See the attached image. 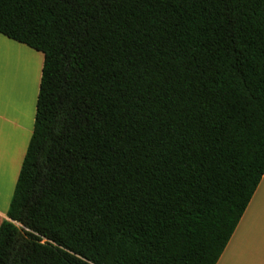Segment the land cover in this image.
Returning a JSON list of instances; mask_svg holds the SVG:
<instances>
[{"label": "trees", "instance_id": "trees-1", "mask_svg": "<svg viewBox=\"0 0 264 264\" xmlns=\"http://www.w3.org/2000/svg\"><path fill=\"white\" fill-rule=\"evenodd\" d=\"M43 55L0 264H216L264 175V0H0Z\"/></svg>", "mask_w": 264, "mask_h": 264}, {"label": "crops", "instance_id": "crops-1", "mask_svg": "<svg viewBox=\"0 0 264 264\" xmlns=\"http://www.w3.org/2000/svg\"><path fill=\"white\" fill-rule=\"evenodd\" d=\"M23 46L0 35V225L7 220L6 214L33 133L35 120L37 86L36 90L30 93L31 105V98L29 100L28 97L30 85L28 92L16 93L15 79L13 77L8 79L9 67L3 64L4 48L18 53L23 52L25 55L29 54L27 50L32 49L28 47L24 49L26 46ZM40 60L41 70L43 58ZM30 63L33 66V63H39V60L30 59ZM35 67L36 65L33 66L36 74ZM40 78L41 72L39 71L38 90ZM9 80H13V86H10L11 93L5 90V85ZM22 80H24L23 76L20 78V84L21 86L25 84L23 87L27 89L25 80L23 85ZM22 93L23 99H20ZM20 100H23L24 107L22 105L20 107ZM216 264H264V175Z\"/></svg>", "mask_w": 264, "mask_h": 264}, {"label": "rangeland", "instance_id": "rangeland-1", "mask_svg": "<svg viewBox=\"0 0 264 264\" xmlns=\"http://www.w3.org/2000/svg\"><path fill=\"white\" fill-rule=\"evenodd\" d=\"M23 47H25V46H23ZM24 49H28V48L25 47ZM27 51H29V52H27L29 54L25 55L23 52L22 53H18L17 51H11V50H8V49L4 48V51H3L4 63L3 64L9 67V70L7 72L8 73L7 74L8 75V79H12V77H13V79H15L16 93H19V92H21L23 90L24 91H29L28 88H29V85H30V91L28 92V97H29V100L31 98L30 102H31V105H32V97H31L30 93L32 91L34 92V90H36V89L38 91V81H37V79H38V76H39V71L41 72V70H40L41 60L40 59L43 58V56H42L41 53L29 50V49ZM14 53H16V54H14ZM30 59H32L34 61L35 60H39V66L37 68V73L36 74L34 73L33 66L30 63ZM21 76L24 77V80H25V82L27 84V89L25 87L21 86V84H20L21 83L20 82ZM10 86H13V80L12 81L9 80L8 83L5 85V90L7 92H10ZM36 86H37V88H36ZM23 93H22L20 99H23ZM24 97H25V94H24ZM16 99L18 100L19 98H16ZM20 101H21L20 102V107H22V106L24 107V104H22L23 100H20ZM28 106H30V104Z\"/></svg>", "mask_w": 264, "mask_h": 264}, {"label": "bare ground", "instance_id": "bare-ground-1", "mask_svg": "<svg viewBox=\"0 0 264 264\" xmlns=\"http://www.w3.org/2000/svg\"><path fill=\"white\" fill-rule=\"evenodd\" d=\"M35 65H36L35 69H37L39 63H35V64L33 63V66H35ZM33 69H34V68H33ZM35 71H36V70H35ZM23 81H24V80H22V85H23ZM23 86H24V85H23ZM23 91H24V90H23ZM27 92H28V91H27ZM9 100H10V99H9Z\"/></svg>", "mask_w": 264, "mask_h": 264}]
</instances>
